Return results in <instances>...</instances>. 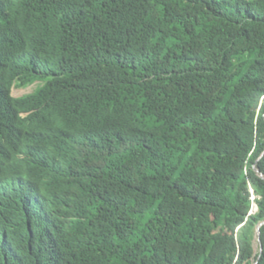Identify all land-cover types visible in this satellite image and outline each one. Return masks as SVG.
Wrapping results in <instances>:
<instances>
[{
    "label": "trees",
    "instance_id": "16d2710c",
    "mask_svg": "<svg viewBox=\"0 0 264 264\" xmlns=\"http://www.w3.org/2000/svg\"><path fill=\"white\" fill-rule=\"evenodd\" d=\"M262 222L264 0H0V264H264Z\"/></svg>",
    "mask_w": 264,
    "mask_h": 264
},
{
    "label": "rangeland",
    "instance_id": "374dc122",
    "mask_svg": "<svg viewBox=\"0 0 264 264\" xmlns=\"http://www.w3.org/2000/svg\"><path fill=\"white\" fill-rule=\"evenodd\" d=\"M36 88V84H32L26 88L13 87L10 91L12 97L20 98L22 96L31 94Z\"/></svg>",
    "mask_w": 264,
    "mask_h": 264
},
{
    "label": "water",
    "instance_id": "95a60500",
    "mask_svg": "<svg viewBox=\"0 0 264 264\" xmlns=\"http://www.w3.org/2000/svg\"><path fill=\"white\" fill-rule=\"evenodd\" d=\"M257 171V169H256ZM257 210V207L256 205H253L252 206V209H251V213H254L255 211ZM264 222L260 223L257 228H256V238H257V241L259 242V226H261ZM261 249V248H260ZM256 264V263H255Z\"/></svg>",
    "mask_w": 264,
    "mask_h": 264
}]
</instances>
